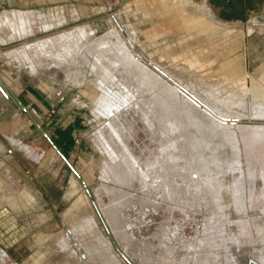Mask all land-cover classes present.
I'll use <instances>...</instances> for the list:
<instances>
[{
    "label": "rangeland",
    "instance_id": "374dc122",
    "mask_svg": "<svg viewBox=\"0 0 264 264\" xmlns=\"http://www.w3.org/2000/svg\"><path fill=\"white\" fill-rule=\"evenodd\" d=\"M135 1L142 15L169 9L172 25L189 37L176 29L158 38L164 32L159 17L142 24L127 15L134 1L71 0L70 14L77 7L80 16L0 45L7 84L0 97V169L23 189L9 187L14 199H24L19 206L0 197L3 264H44L50 257L62 264L68 251L74 254L70 264H264V99L252 93L256 86L264 95V22L255 19L264 15V0H245L242 8L215 5L216 16L205 2L190 3L227 28L221 36L216 32V44L205 36L202 21L177 12L176 0L166 7L155 0L152 9ZM10 6L0 0V14ZM240 18L244 24L223 21ZM0 29L2 36L10 32ZM59 35L72 45L65 40L64 46ZM50 39L64 51L68 46L67 55ZM121 39L120 54L113 43ZM40 48L51 51L42 54ZM101 63L108 76H102ZM230 78L247 87L246 96H234L238 103L232 100L244 111L209 86ZM110 81L130 88L128 95L119 90L121 103L106 90ZM99 95L105 97L100 106ZM211 108L243 121L222 119Z\"/></svg>",
    "mask_w": 264,
    "mask_h": 264
},
{
    "label": "bare ground",
    "instance_id": "6f19581e",
    "mask_svg": "<svg viewBox=\"0 0 264 264\" xmlns=\"http://www.w3.org/2000/svg\"><path fill=\"white\" fill-rule=\"evenodd\" d=\"M161 1H162V4H163V5L168 6L167 3H169V2H167V0H161ZM173 5H174L175 8L178 9L177 12H179L181 15H183L184 19H185V18L187 19V18H189V17H190V19H191V17H192V18H194L195 20L202 21L203 25L205 26V30H206V31H205V36L211 41L212 44H216V43H218V36L216 37V32H218V34H221L222 29H221L220 27H223V26H221V25H217V24H214V23H211V22L209 21V19H208V18H205L204 15H203L199 10H193L192 7H190V0H176L175 3H174ZM182 8H183V9H182ZM180 9H181V10H180ZM197 9H198V8H197ZM123 12H124V11H123ZM255 19H257V18H255ZM193 21H194V20H193ZM259 22H260V21H259ZM261 23H262V22H261ZM120 24H121V23H120ZM252 24H253V23H252ZM257 24H259V23H257ZM257 24H256V25H257ZM254 25H255V23H254ZM260 25H261V24H260ZM252 26H253V25H252ZM86 27H87V26H86ZM253 27H254V26H253ZM77 28H78V27H77ZM114 28H115V27H114ZM117 28H118V27H117ZM75 29H76V28H75ZM75 29H74V30H75ZM79 29H82V27L79 28ZM93 29L95 30L96 28H93ZM112 29H113V28H112ZM85 31L87 32L88 30L86 29ZM72 32H73V30H72ZM75 32L77 33V31H75ZM78 32H79V31H78ZM81 32H83V30H82ZM88 32H93V31H88ZM115 32L118 34V32H117L116 30H115ZM66 33H67V34H64V35L69 36V35H68V34H69L68 31H67ZM70 33H71V31H70ZM73 33H74V32H73ZM79 33H80V32H79ZM61 35H62V34H61ZM72 35L75 36V34H71V37H70V38L68 37L69 39H71V40H70L71 42L73 41V40H72ZM79 35H80V34H79ZM79 35H78V33H77V37H78ZM82 35H83V34H82ZM111 35H112V37H111L110 35H108V36H110V37L113 39V37L115 36V34L113 33V34H111ZM119 35H120V34H119ZM121 35H122V34H121ZM59 36H60V35H59ZM59 36H58V37H59ZM88 36H90V35L88 34ZM108 36H107V37H108ZM60 37H61V36H60ZM75 37H76V36H75ZM117 37H118V36H115V38H117ZM122 37H123V36H122ZM55 38H57V36H56ZM55 38H54V39H55ZM61 38L63 39V37H61ZM61 38H58V40L60 39V40H59V43H58V41H57L58 44H60ZM68 38H67V39H68ZM85 38H86V37H85ZM87 38H88V37H87ZM104 38H105V40H106L107 42L110 41L108 38H107V39H108V40H107L106 37H103V40H104ZM52 39H53V38H52ZM73 39H74V38H73ZM117 39H120V38L118 37ZM123 39H124V38H123ZM63 40H64V39H63ZM65 40H66V39H65ZM65 40H64V43H66ZM75 40H76V39H75ZM78 40L80 41L79 38H78ZM86 40H87V39H86ZM44 41H45V39H44ZM44 41H43L44 44L42 43L43 46L45 45V42H44ZM46 41L48 42L49 40H46ZM50 41H53V40L50 39ZM50 41L48 42L49 45H50ZM66 41H68V40H66ZM70 41H68V42L71 44ZM79 41L76 40V41H74V42H79ZM116 41H117V40H115L114 43H113V48H114V49H117V51L121 54L120 51L123 50V48H124V46H125V41H126V40L124 41V40L121 39V40H118L117 42H116ZM40 42H42V41H40ZM40 42H38V43H40ZM53 42H54V41H53ZM53 42H52V43H53ZM55 42H56V40H55ZM55 42H54V43H55ZM68 42H67L66 44L63 43V45H64V46L67 45ZM101 42H102V44H105L103 41H101ZM111 42H112V41H111ZM35 43H37V42H35ZM57 43H55V44H57ZM61 43H62V42H61ZM72 43H73V42H72ZM108 43H109V42H108ZM126 43H127V42H126ZM40 44H41V43H40ZM42 44H41V48H42ZM58 44L56 45V46L58 47V48H57V51H58L59 48H61V46L59 45V46H60V47H59ZM73 44H74V43H73ZM96 44H97V43H96ZM114 44H115V45H114ZM123 44H124V46H123ZM29 45H30V48H31V44H29ZM46 45H48V44H46ZM51 45H52V44H51ZM51 45H50V47L53 46V45H52V46H51ZM61 45H62V44H61ZM71 45H72V44H71ZM71 45H70V46H71ZM76 45H77V44H76ZM34 46H36V45L34 44ZM37 46L40 47V45H38V44H37ZM54 46H55V45H54ZM64 46H63V47H64ZM68 46H69V44H68ZM68 46H67V47H68ZM80 46H81V44H80ZM97 46L99 47V45H97ZM97 46H96V47H97ZM39 47H38V48H39ZM44 47H45V46H44ZM47 47H48V46H47ZM47 47H45V48L48 49ZM67 47H66V50H67ZM73 47H74V46H73ZM73 47H70V48L73 49ZM102 47H103V45H102ZM104 47H105V49H107V47H109L108 50H111V49L113 50V48H111V47H112L111 44H106V46H104ZM38 48L36 47V48H34V49H35V50H38ZM41 48L39 49V50H40V53H42L41 50H43V49H41ZM110 48H111V49H110ZM128 48H129V46H128ZM46 49H45V52H47ZM53 49H54V48H53ZM63 49H64V48H63ZM23 50H24V52L26 51V49H23ZM59 50H60L61 52L64 51V50H62V49H59ZM66 50H65L64 52H66V55H67V51H66ZM76 50H77V48H76ZM76 50H75V51H76ZM124 50H125V49H124ZM21 51H22V50H21ZM49 51H51V50L49 49ZM49 51H48V52H49ZM68 51H69V48H68ZM79 51H81V49H80ZM117 51H116V52H117ZM125 51H126V50H125ZM24 52H23V53H24ZM36 52L39 53V51H36ZM36 52H35V53H36ZM45 52L43 51V53H45ZM48 52H47V54H49ZM52 52H53V51H52ZM73 52H74V51H73ZM111 52H113V51H111ZM18 53L20 54V52H18ZM25 53H26V52H25ZM43 53H42V54H43ZM56 53H57V52H56ZM75 53H76V52H75ZM19 54H18V55H19ZM36 54H37V53H36ZM36 54H35V55H36ZM47 54H46V55H47ZM52 54H53V53H52ZM60 54H61V53H60ZM62 54H63V53H62ZM62 54H61V55H62ZM79 54H80V53H79ZM126 54H127V51H126ZM20 55H21V54H20ZM26 55H28V53H27ZM26 55H25V58L27 59L28 57H27ZM50 55H51V54H50ZM50 55H49V56H50ZM57 55H58V54H57ZM64 55H65V54H63V56H64ZM69 55H70V57H71V52L69 53ZM74 55H75V54H74ZM77 55H78V53H77ZM122 55H123V53H122ZM132 55H134V54H132ZM28 56H29V55H28ZM43 56H44V55H43ZM47 56H48V55H47ZM49 56H48V57H49ZM53 56H54V55H53ZM55 56H56V55H55ZM55 56H54V57H55ZM94 56H95V55H94ZM119 56H120V55L118 54L117 57H119ZM126 56H128V55H126ZM129 56H130V54H129ZM22 57H24V56L22 55ZM50 57H51V56H50ZM58 57H59V60H60V56H57V58H58ZM131 57H132V56H130V58H131ZM29 58H30V57H29ZM29 58H28V59H29ZM57 58H55V59H57ZM64 58H65V57H64ZM72 58H74V57L72 56ZM98 58H99V57H98ZM114 58H115V57H114ZM121 58H122V56H121ZM124 58H125V57H124ZM124 58H123V60H127V59H128V58H127V59H126V58L124 59ZM28 59H27V60H28ZM53 59H54V58H53ZM68 59H69V58H68ZM133 59H134V58H133ZM61 60H62V59H61ZM63 60H65V59H63ZM66 60H67V59H66ZM66 60H65V61H66ZM72 60H73V59H72ZM74 60H75V59H74ZM96 60H97V59H96ZM98 60H99V59H98ZM118 60H119V58H118V59H115V60H114L115 62H113V63L118 62ZM121 60H122V59H121ZM129 60H130V59H129ZM134 60H136V59H134ZM28 61H29V60H28ZM30 61H31V58H30ZM65 61H64V62H65ZM70 61H71V60H70ZM99 61H100V60H99ZM99 61H98V63H100ZM109 61H110V60H109ZM136 61H137V60H136ZM62 62H63V61H62ZM127 62H128V61H127ZM129 62H130V61H129ZM131 62H132V61H131ZM139 62H140V61H139ZM35 63H36V61H35ZM108 63H109V62H108ZM110 63H112V62H110ZM113 63H112V64H113ZM118 63H119V62H118ZM123 63H124V62H123ZM33 64H34V63H33ZM130 64H132V63H130ZM130 64H129L128 66H130ZM138 64H139V63H138ZM208 64H209V63H208ZM93 65H94V64H93ZM122 65H123V64H122ZM142 65H143V64H142ZM126 66H127V64H126ZM205 66H206V65H205ZM93 67H95V66H93ZM93 67H92V68H93ZM117 67H118V66H117ZM143 67H144V66H143ZM98 68H99V67H98ZM126 68L129 69L130 67H129V68L126 67ZM131 68H132V66H131ZM144 68H145V67H144ZM144 68H143V70H144ZM100 69H101V71L103 72V73H102V76H104V74H105V76H108V75H106V74H107V73H106L107 71L105 70V69L108 70V68L105 67L103 63L100 64ZM114 69H115V68H114ZM146 69H148V68H146ZM92 70H93V69H92ZM108 71H109V70H108ZM145 71H147V70H144V72H145ZM148 71H149V70H148ZM228 73H229V70H228ZM228 73H227V74H228ZM109 74H111V73H109ZM146 74H148V73H146ZM229 74H230V76H231L234 80H236V79L238 80V77H239V73H238V72L234 71L233 69H230V73H229ZM148 75H149V74H148ZM150 76H151V78H150ZM150 76H149L150 79H153V81L156 80L157 83H159L158 81H159L160 79H159L157 76L153 75L152 73L150 74ZM110 77H111V76H109V78H110ZM141 77H142V76H141ZM109 78H108V79H107V78L103 79L102 77H100V79H103V80H109ZM113 78H114V76H113ZM145 78H146V77H144V79H145ZM210 78H211V76H210ZM100 79H99V80H100ZM114 79H115V78H114ZM114 79H113V80H114ZM141 79H142V78H141ZM154 79H155V80H154ZM211 79H212V78H211ZM211 79H210V80H211ZM233 79L230 78L227 82L224 81L223 84L219 83L217 80L214 79V80H212V81L209 82L210 85L208 84L210 87H211V85H212L213 87H214V86H215V87L217 86L216 89H218V90H219V88H220V91H222L223 95H224L225 98H226V100H225V98H224L225 101H223V102H226V101L228 100L229 102H233L232 105L234 104V101L238 98V97H236V99H235L234 96H241V97L243 98L244 96H246V95L248 94V92H247V91H248V90H247V87H246L245 85L242 84V83H244V82L241 81V82H242L241 84H239V82H238V83H235ZM103 80L100 81V83H101V82H104ZM206 80H207V79H206ZM208 80H209V79H208ZM141 81H144V80L142 79ZM146 81L148 82V80H146ZM238 81H240V80H238ZM259 81H260V80H259ZM111 82H112V81H110L109 83L111 84ZM113 82H114V81H113ZM113 82H112V83H113ZM147 82L144 81L143 84L146 85ZM100 83H99V84H100ZM151 83H152V80H151V81L149 80V82H148L147 85H150ZM160 83H161V82H160ZM110 84H109V86H110ZM141 84H142V83H141ZM153 84H154V82H153L151 85H153ZM104 85H108L107 82H106V84L103 83L102 87H103ZM111 85H113V84H111ZM145 85H143V86H145ZM99 86H100V85H99ZM153 86H156V84H154ZM102 87H101V88H102ZM104 87H107V86H104ZM213 87H211V88H213ZM215 87H214V88H215ZM218 87H219V88H218ZM101 88H100V89H101ZM211 88H210V89H211ZM102 89H103V88H102ZM102 89H101V90H102ZM207 89H208V88H207ZM210 89H209V90H210ZM216 89H215V90L212 89V90L215 91V94H218V93H216V92H217ZM106 90H108V92L111 94V95H110V96H112L111 98H112L114 101H117L118 103H121V102L124 100L123 98L120 97V94H119L120 92H119V90H120V91H125V90H126L127 92H126L125 94H127V95L130 93V91H129L130 88H129V87H126L125 84L122 83V82H121V83H120V82H119V83H115V84L113 85V87L110 86L109 89H108V87H107ZM167 91H168V90H167ZM207 91H208V90H207ZM210 91H211V90H210ZM102 92H104V89H103ZM105 92L107 93V91H105ZM105 92H104V93H105ZM169 92H170V93H174L175 91L173 92V90H171V91L169 90ZM208 92H209V91H208ZM208 92H207V93H208ZM212 92H213V91H211V94H212ZM109 93H108V94H109ZM170 93H169V94H170ZM209 93H210V92H209ZM252 93H253V95H254L256 98L261 99V100L264 99V95H263L262 91H260L258 88H256V86L252 88ZM102 94H103V93H102ZM215 94L213 93V95H215ZM104 95H105V94H104ZM176 95H177V94H176ZM208 95H209V94H208ZM105 96H106V95H105ZM173 96H174V95H173ZM218 96H219V95H218ZM218 96H217V97H218ZM101 97H103V96H100V95L98 96V98H99V101H98L99 106L102 105L101 103H103V101H104V100L100 99ZM219 97H220V96H219ZM219 97H218V98H219ZM104 98H105V97H103V99H104ZM211 98H212V97H211ZM214 98H216V96H215V97L213 96L212 99H214ZM222 98H223V97H222ZM222 98H221L220 102H222ZM245 98H246V97H245ZM234 99H235V100H234ZM246 99H247V98H246ZM246 99H245V100H246ZM158 100H159V99H158ZM216 100H217V98H216ZM218 100H219V99H218ZM218 100H217V101H218ZM232 100H234V101H232ZM238 100H239V98H238L235 102L238 103V102H237ZM240 101H241V100H240ZM243 101H244V100H242L241 102H243ZM215 102H216V101H215ZM241 102L239 103V104L241 105L240 107H242V106L244 105V104L242 105ZM244 102H245V101H244ZM246 102H247V101H246ZM217 103H218V102H217ZM257 103H258V102H257ZM259 103H260V102H259ZM223 104H224V103H223ZM225 104H226V103H225ZM225 104H224V105H225ZM227 104H229V103L227 102ZM261 104H262V103H261ZM237 105H238V104H237ZM237 105H236V104L233 105V106H235V107H234V108H235L234 110H237V109H236V108L238 107ZM245 105H246V103H245ZM254 105L256 106L255 109H257V105H256V104H254ZM219 106H220V105H219ZM221 106H222V105H221ZM221 106H220V107H221ZM225 106H226V105H225ZM236 106H237V107H236ZM227 107H228V105H227ZM240 107H239V108H240ZM243 107H244V106H243ZM243 107H242V108H243ZM261 107H262V106H261ZM99 108H100V107H99ZM216 108H217V107H216ZM231 108H233V107L231 106L230 109H231ZM101 109H102V108H101ZM217 109H218V108H217ZM253 109H254V108H253ZM98 110H99V109H98ZM178 110H179V112H180V109H178ZM234 110H233V111H234ZM238 110H239V109H238ZM238 110H237V111H238ZM240 110H241V109H240ZM240 110H239V111H240ZM244 110H246V107H245L243 110H241V111H244ZM263 110H264V109H263ZM99 111H101V110H99ZM102 111H103V110H102ZM215 111H216V110H215ZM221 111H222V110H221ZM226 111H227V110H226ZM231 111H232V110H231ZM257 111H258V113H259V110H257ZM260 111H261V110H260ZM229 112H230V111H229ZM255 112H256V111H255ZM262 112H263V111H262ZM222 113H223V112H222ZM226 113H227V112H226ZM241 113H242V112H241ZM253 113H254V112H253ZM260 113H261V112H260ZM223 114H224V113H223ZM228 114H229V113H228ZM254 114H255V113H254ZM256 114H257V113H256ZM224 116H225V114H224ZM258 116H259V115H258ZM221 125H222V123H221ZM207 127H208V126H207ZM176 128H177V127H176ZM225 128L227 129V127H225ZM225 128H224V129H225ZM221 129H222V128H221ZM224 129H223V130H224ZM211 130H212V129H211ZM224 131H227V132H228V130H224ZM207 132H208V131H207ZM227 132H226V133H227ZM229 132H230V131H229ZM212 133H213V132H212ZM220 133H221V132H220ZM228 135H230V134H228ZM228 139H229V138H228ZM231 139H233V138H231ZM221 140H222V139H221ZM218 141H220V140H218ZM222 141H223V142H222V144H223V143H224V140H222ZM214 142H216V141H214ZM233 142H234V141H233ZM233 142H232V143H233ZM219 143L221 144V141H220ZM230 143H231V142H230ZM232 143H231V144H232ZM220 144H218V145L221 146ZM225 144H226V143H225ZM234 144H235V143H234ZM218 145H216V146H218ZM223 145H224V144H223ZM223 145H222V146H223ZM234 147H235V146H234ZM216 148H218V147H216ZM220 149H221V148H220ZM220 149H217V150H220ZM237 155H238V154H237ZM237 157H238V156H237ZM230 158H231V157H230ZM228 159H229V158H228ZM235 159H237V158H235ZM238 160H239V159H238ZM234 162H235V161H234ZM232 165H233V164H232ZM234 165H235V164H234ZM230 167H231V166H230ZM231 168H232V167H231ZM221 170H222V169H221ZM223 170H224V169H223ZM229 170H231V169H229ZM234 172H236V171H234ZM234 172H233V173H234ZM224 173H226V172H224ZM229 173H231V171L228 172V174H229ZM231 174H232V173H231ZM238 175H239V174H238ZM0 176H1V177L3 176L2 179H1V177H0V179L2 180V184H0V197L4 198L5 200H8L9 202H11V204H14V205H15V203L18 202L19 206H22V205H23L22 203H23L24 199H23V201L21 200L22 202L19 201V200L16 201V200L14 199V195H13V193H11V191L13 190V188H14V189H17V190H21L22 187L19 185V183H18L14 178H12V177L10 176V174H9L6 170L0 169ZM224 176H225V175H224ZM236 176H237V175H236ZM235 178H236V177H235ZM5 182H6V184H8V185H6ZM234 182H235V181H234ZM234 182H233V183H234ZM214 185H215V184H214ZM10 186L12 187V190H11V191H10V188H9ZM220 186H221V185H220ZM231 186H232V185H231ZM239 187H240V186H239ZM20 188H21V189H20ZM233 188H234V187H233ZM240 188H241V187H240ZM22 191H23V189H22ZM218 191H219V190H218ZM236 191H237V190H236ZM14 192H15V191H14ZM216 192H217V191H216ZM240 192H241V191H240ZM15 193H16V192H15ZM21 193L23 194V192H21ZM232 193H233V191H232ZM237 193H238V191H237ZM19 195H20V194H19ZM23 195H24V194H23ZM20 196L22 197V195H20ZM24 196H25V195H24ZM26 196H27V194H26ZM15 198H16V197H15ZM27 198H28V197H27ZM17 199H18V198H17ZM0 200H1V198H0ZM28 200H29V199H28ZM31 200H33V198H32ZM15 201H16V202H15ZM9 202H8V203H9ZM25 202H26V201H25ZM24 206H25V205H24ZM24 206H23V207H24ZM1 207H2V206H1V203H0V208H1ZM17 207H18V206H17ZM25 207H26V206H25ZM15 208H16V207H15ZM15 208H13V209H15ZM19 208H20V207H19ZM19 208H18V210H20ZM21 208H22V207H21ZM236 208H237V207H236ZM6 209H7V208H6ZM238 209H239V208H238ZM238 209H237V210H238ZM0 210H1V209H0ZM3 210H4V208H3ZM15 210H16V209H15ZM22 210H23V209H22ZM25 210H26V209H25ZM4 211H5V210H4ZM11 211H12V210H11ZM11 211H9V213H8L9 215H10V212H11ZM13 211H14V210H13ZM23 211H24V210H23ZM0 212H1V211H0ZM17 212H18V211H17ZM26 212H29V211H26ZM236 212H237V211H236ZM1 213H2V212H1ZM11 213H12V212H11ZM23 213H24V212H23ZM4 215L7 216L6 214H4ZM29 215H30V214H29ZM31 215H32V214H31ZM26 216H27V215H26ZM236 216H237V215H236ZM238 216H239V214H238ZM1 217H2V216H1ZM9 217H10V216H9ZM12 218H13V217H12ZM28 218H30V217H28ZM32 218H33V217H32ZM237 218H238V217H237ZM237 218H236V219H237ZM91 219H92V217L89 218V220H91ZM1 220H2V219H1ZM35 220H36V219H35ZM237 220H238V219H237ZM23 221H24V220H23ZM31 221H32V220H31ZM33 221H34V220H33ZM91 221H93V220H91ZM29 223H30V222H28V224H29ZM88 223H90V222H88ZM95 223H96V222H95ZM35 224H36V223H35ZM37 225H38V224H37ZM37 225H35V226H37ZM14 226H15V225H14ZM85 226H86V225H85ZM9 227H10V226H9ZM12 227H13V226H12ZM33 227H34V226H33ZM87 227H89V226H87ZM34 228H35V227H34ZM31 229H32V226H31ZM77 229H78V228H77ZM10 230H11V229H10ZM17 230H19V229L17 228ZM79 230L81 231V228H79ZM84 231H85V230H84ZM24 233H25V232H24ZM77 233H78V232H77ZM78 235H79V234H78ZM84 235H85V232H84ZM87 235H88V234H87ZM89 237H90V235H89ZM92 237H93V236H92ZM66 240H67V239H66ZM61 241H62V245H63L65 241H64V240H61ZM63 241H64V242H63ZM66 243H67V242H66ZM66 243H65V244H66ZM60 246H61V245H60ZM66 246H67V245H66ZM68 252H70V251H68ZM68 252H67V256H66V257H63V262H62V264H70V262H71V258L74 257V254H72V255H68V254H69ZM60 258H61V257H60ZM57 259H58V258H57ZM57 259H56V258H52V257H50V258H45V259H43V260L41 259V260H42V263H44V264H57ZM68 260H69L70 262H69ZM0 261H1V260H0ZM2 261H3V260H2ZM2 261H1V262H2ZM2 264H3V262H2ZM37 264H38V263H37Z\"/></svg>",
    "mask_w": 264,
    "mask_h": 264
},
{
    "label": "crops",
    "instance_id": "0c3cea01",
    "mask_svg": "<svg viewBox=\"0 0 264 264\" xmlns=\"http://www.w3.org/2000/svg\"><path fill=\"white\" fill-rule=\"evenodd\" d=\"M3 1H6V3H8L11 6L10 8H7L9 9L8 11L6 10L2 14H0V27L7 26L10 28V32L7 36H2L3 34L2 29H0V45L5 44L9 41L22 39L24 37L33 35L36 33V31L39 30V28L41 30H49L53 27H58L72 20V18L74 17L76 18L80 16V11L77 7L73 8V11H72L73 13L70 14L71 12H69L70 10H69L68 3L71 0H3ZM130 1H134V2L133 3L130 2L131 7L130 9H127L128 12H126L128 16L133 15L134 18L138 19L141 23L150 21L153 15H156L157 17L160 18L159 22L164 25V29H163L164 32L163 34H160L158 38H161L162 36H165L167 32L173 31L176 29L180 32L181 31L185 32L184 34L185 37H189V32L185 28L181 26H177V25H172V15L167 13L169 9H165L164 13L155 9V10H151L149 13H146V14L143 13L142 15L139 13V10H140L139 7L135 4L136 1L135 0H130ZM244 1L245 0H242V1L235 0L234 2H232V0H216L215 2L214 0H201V1L190 0V3L198 4V3L205 2L210 7L213 14L215 15V11H214L215 5L220 6L224 4L226 6H230L231 4L235 3V5H237L239 8L240 7L242 8L243 6L242 2ZM140 2L141 3L143 2L146 7L151 8V9L154 6L153 4L156 3L155 0H140ZM167 2H169L170 5L174 3L172 0H167ZM38 5H50L52 7L51 8H43V7L38 8L36 7ZM238 20L241 22L238 24H244L241 18L237 20H223V21L232 22V21H238ZM148 24L149 23H147L146 25ZM12 25H14L13 26L14 29L11 28ZM151 27L152 26H146L145 28H151ZM152 28L155 29L154 26ZM222 29H223V32L221 31V34L226 33L227 28L223 27ZM195 36L197 37L198 35H195ZM153 41H155V38L151 42ZM160 43L161 41L159 40V44ZM2 85L5 87L7 86V84L4 81H2V73L0 72V97H2ZM0 259H1V256H0Z\"/></svg>",
    "mask_w": 264,
    "mask_h": 264
},
{
    "label": "water",
    "instance_id": "95a60500",
    "mask_svg": "<svg viewBox=\"0 0 264 264\" xmlns=\"http://www.w3.org/2000/svg\"><path fill=\"white\" fill-rule=\"evenodd\" d=\"M256 18H257L258 21L264 22V15H258V16H256ZM211 110L214 112V114L220 116L222 119H223V118H224V119H227V120H229L230 122L234 121V119H235V121H236V120H238V121H243L242 118H238V117H237V118H233V117H232V118L224 117V116L220 115L219 113H216V111H215L214 109L211 108ZM248 120H249V121H252V120H260V119H251V118H249Z\"/></svg>",
    "mask_w": 264,
    "mask_h": 264
}]
</instances>
